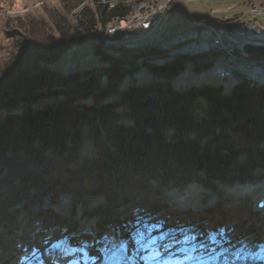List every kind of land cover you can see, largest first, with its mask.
Returning <instances> with one entry per match:
<instances>
[{
  "label": "trees",
  "instance_id": "obj_1",
  "mask_svg": "<svg viewBox=\"0 0 264 264\" xmlns=\"http://www.w3.org/2000/svg\"><path fill=\"white\" fill-rule=\"evenodd\" d=\"M87 1L59 0V8L44 6L45 16L29 12L7 21L0 264H35L36 256L43 264H97L114 239L130 241L137 229L158 242L162 232L174 237V261L189 254L205 261L236 241L264 247V219L249 200L191 212L171 209L161 192L264 181V85L237 83L229 93L215 85L178 90L172 82L189 63L198 73L214 60L201 53L167 62L157 46H105L101 31L128 18L133 4ZM94 32L92 54L101 68L68 75L54 69ZM141 68L149 73L138 79ZM185 236L196 240L185 243ZM147 254L129 243L133 264H145L140 256Z\"/></svg>",
  "mask_w": 264,
  "mask_h": 264
},
{
  "label": "rangeland",
  "instance_id": "obj_2",
  "mask_svg": "<svg viewBox=\"0 0 264 264\" xmlns=\"http://www.w3.org/2000/svg\"><path fill=\"white\" fill-rule=\"evenodd\" d=\"M114 1L118 2L119 0ZM142 1L143 0H129L127 2V4H133V13L131 12L130 15L131 18L138 15L137 17L141 19L142 15H145L142 12L144 5L140 6L139 4L144 3ZM150 1H154V8L161 7V9L165 10L163 12L164 20L162 22L164 25H159L158 27L160 29L150 30L149 33H145V31H138L137 33L136 26L130 25L128 26L129 28L131 27L130 29L126 28L127 30L125 31H123V29L119 32L115 31L116 34L104 28L100 33L102 43L105 46H121L125 49H130L131 47V49H143L157 46L166 50L165 52L168 53L166 59H168L169 55L172 57V55L178 51L183 52V55H197L203 53V51L200 50V42L201 40L202 42L208 41L209 32L203 35V30L206 28L196 27L194 26V22L206 19L211 23H217V21L224 18L233 19L238 16H244L251 5H263L259 4V0H171V4H168L169 6L167 5L169 0ZM145 3L149 4V2ZM87 5H92L91 7H94V4L90 3V0L87 1ZM44 6L49 7V9L59 8L60 3L59 0H0V62L5 59L8 49L11 46V41H9L6 36L8 31L6 25L9 24V22L7 23L8 18L22 16L29 12L35 15L45 16ZM136 7L142 10L136 12ZM158 12L159 10L155 9L149 11L148 14ZM134 21L138 22L136 19ZM119 26L120 24H114V27ZM99 29L100 27L98 31ZM118 34H126V36L125 38L121 36L120 39L119 36H117ZM114 36H116V38ZM97 40L98 34L94 32L89 36L84 45L74 47L68 51L64 58L54 66V69L68 75L76 71H90L101 68L102 63L96 55L92 54L93 43H96ZM205 60H214L213 66L205 71L197 73L194 70V63H189L186 69L179 72L175 77L172 82L173 87L181 90L190 88L191 86L215 85L222 86L225 92L229 93L237 83H240L235 79H225L220 76L225 66L219 62L218 56L216 58L214 56H206ZM163 61L164 60L158 61V63H163ZM141 62L142 61L139 63ZM148 73V69L141 68L136 71L134 75L136 78L142 79L147 77ZM258 84L264 85V77L258 81ZM161 192L164 193L162 197L171 209L187 210L191 212H202L208 208L207 206H212L213 203L219 201L225 200L226 202L223 203H225L227 207L235 208L242 205L245 200H249V202L253 204V209H259V217L264 219V181H253L247 184H234L227 187H219V190L215 192L206 191L195 185L183 188H162ZM261 244H264V239L261 240ZM240 245V242L238 243L236 241L232 243V249L225 247L221 251H217L215 255H207L204 261L205 264H233L234 262V264H255L258 257H262V264H264V247L252 244L241 245L242 250L238 256H235L236 250ZM111 250L112 249H109L107 256H111ZM230 253H232L231 256H229ZM244 257H246V259ZM185 264H195V262L188 261V263Z\"/></svg>",
  "mask_w": 264,
  "mask_h": 264
},
{
  "label": "built area",
  "instance_id": "obj_3",
  "mask_svg": "<svg viewBox=\"0 0 264 264\" xmlns=\"http://www.w3.org/2000/svg\"><path fill=\"white\" fill-rule=\"evenodd\" d=\"M164 11L160 9L158 13L142 15L141 22L132 21L124 23V25H137V31L149 33L150 27H153L155 22H162ZM120 27H108L107 29L117 31ZM217 27H220V23L208 24V27L203 30V35L211 30H216ZM246 44L264 46V13L258 11L257 14L252 16V22H242V24H235L234 22V28L224 29V35L220 38L219 42L203 43L201 40L200 50H209L212 47H226V55L222 60H234V67H225L220 76L222 78H232L236 81L254 83L264 77V59H253L250 57L246 59L235 58V51L242 50ZM169 58H171V55ZM238 64L250 65V72H238Z\"/></svg>",
  "mask_w": 264,
  "mask_h": 264
},
{
  "label": "snow or ice",
  "instance_id": "obj_4",
  "mask_svg": "<svg viewBox=\"0 0 264 264\" xmlns=\"http://www.w3.org/2000/svg\"><path fill=\"white\" fill-rule=\"evenodd\" d=\"M154 228H162V225H153ZM196 237L185 236V243H194ZM167 241V242H166ZM175 238L168 240V234L161 233L159 242L156 238L151 236V233L147 230L137 231L132 234L130 241L125 239L113 240L112 241V254L111 256L105 257L104 264H132L133 258L128 255L129 243L135 246V251L137 253L143 251L147 252V255L140 256V259L145 262V264H184V261H194L195 264H205V262L199 258L192 255H185L183 261L172 260L171 257L175 256L176 253L172 251L173 245L175 244ZM203 245H201L202 247ZM195 246L191 249H185L188 251H195ZM167 254V255H165ZM35 264H43L40 256L35 257ZM69 264H76V262L70 261Z\"/></svg>",
  "mask_w": 264,
  "mask_h": 264
},
{
  "label": "bare ground",
  "instance_id": "obj_5",
  "mask_svg": "<svg viewBox=\"0 0 264 264\" xmlns=\"http://www.w3.org/2000/svg\"><path fill=\"white\" fill-rule=\"evenodd\" d=\"M105 1V2H104ZM129 0H119L118 2L117 1H114V0H100V1H98L97 3H99L100 5H104V4H110V6L111 7H114V6H117V5H119V4H123V5H126L127 4V2H128ZM164 1V0H163ZM162 1V2H163ZM142 2H144V3H139L140 4V6H143L144 5V8H143V13L144 14H148V12L149 11H151V10H155V9H157V10H160L161 9V7H157V8H154L155 7V3H154V1H150V0H143ZM145 2H149V4H146ZM165 2H167V1H165ZM171 4V0H169L168 1V3H167V5L168 4ZM169 6V5H168ZM106 7V6H105ZM110 7V8H111ZM167 8H169V7H167ZM135 10V9H134ZM142 9H140L139 10V7L137 8L136 7V12L138 11H141ZM163 10V9H162ZM168 10V9H167ZM258 11H260V13H264V4L263 5H251L250 6V8H249V10L247 11V13L244 15V16H238V17H235V18H233V19H230V18H224V19H221L220 21H217V23H220V27H217V29L216 30H211L209 33H208V35H209V38H208V41H203V43H212V42H219V40H220V38L224 35V29H228V28H234V22H235V24H242V22H252V16H254L255 14H257L258 13ZM133 13V12H132ZM142 13V14H143ZM151 13V12H150ZM138 14H140V13H138ZM138 16V15H137ZM133 17V18H131V16H129L128 18H126V19H124V20H121V21H115V22H112V23H110V24H108L107 26H106V28L105 29H107L108 27H114V24H120V26H122V27H120L119 28V30L117 29V31L119 32V31H122V29H123V31H125V30H127L126 28H129L128 26H130V25H124V23H128V22H135L134 20L136 19L138 22H141L142 21V17H141V19H139V17ZM167 18V17H166ZM163 20H164V18H163ZM163 20H162V22H163ZM162 22H155L154 24H153V27H150V30L151 31H153V30H155V29H160L158 26L159 25H161V24H163ZM208 24H212L209 20H206V19H204V20H199L198 22H196L195 23V25L194 26H196V27H205V28H207L208 27ZM164 25V24H163ZM136 26V28H137V25H135ZM162 26V25H161ZM160 26V27H161ZM131 28V27H130ZM129 28V29H130ZM133 29H134V27H133ZM132 29V30H133ZM109 30V29H108ZM105 31V30H104ZM106 32V31H105ZM110 32V31H109ZM112 32H115V31H112ZM142 32V31H141ZM116 33V32H115ZM114 33V34H115ZM122 33V32H121ZM137 33H138V31H137ZM117 34V33H116ZM127 34V33H126ZM126 34L125 35H121V34H118L117 36H119V38L122 36V37H124L125 38V36H126ZM133 34H134V32H133ZM136 34V33H135ZM110 35V34H109ZM152 35H153V32H152ZM106 36V35H105ZM128 36V35H127ZM115 38H116V36H114ZM133 37V36H132ZM136 37V36H135ZM138 37H139V35H138ZM119 38H117V39H119ZM121 39V38H120ZM110 41V40H109ZM117 41V40H116ZM114 42V41H113ZM132 42V41H131ZM125 43V42H124ZM124 43H123V45H124ZM129 43V42H128ZM107 44V43H106ZM109 44V43H108ZM112 44V43H111ZM113 44H115V43H113ZM118 44V43H117ZM116 44V45H117ZM134 44V43H133ZM137 44H138V42H137ZM126 45V44H125ZM139 45V44H138ZM132 48V47H131ZM130 48V49H131ZM127 49H129V48H127ZM203 51V53L202 54H205V55H207V56H214L215 58L218 56L219 57V62H221L225 67H234V60H222L223 58H224V56L226 55V47H212V48H209V50H202ZM207 53V54H206ZM181 52H177V53H175V54H173L172 55V57H174V56H176V55H179V56H181ZM209 54H211V55H209ZM179 56H177V57H179ZM171 57V58H172ZM170 58V59H171ZM235 58H239V59H246V58H248V56L246 55V54H244L243 52H242V50H238V51H235ZM175 60V59H174ZM217 61V60H216ZM238 72H240V73H248V72H250V65H247V64H238ZM225 79H229V78H225ZM237 82H240V83H246L247 81H237Z\"/></svg>",
  "mask_w": 264,
  "mask_h": 264
},
{
  "label": "water",
  "instance_id": "obj_6",
  "mask_svg": "<svg viewBox=\"0 0 264 264\" xmlns=\"http://www.w3.org/2000/svg\"><path fill=\"white\" fill-rule=\"evenodd\" d=\"M242 52L244 54H246L248 57L253 58V59H264V46H254V45L246 44L243 47ZM181 53H182L181 54V56H182L183 52H181ZM169 56H168V58H169ZM166 60L168 62V59H166ZM141 63H143V62H141Z\"/></svg>",
  "mask_w": 264,
  "mask_h": 264
},
{
  "label": "crops",
  "instance_id": "obj_7",
  "mask_svg": "<svg viewBox=\"0 0 264 264\" xmlns=\"http://www.w3.org/2000/svg\"><path fill=\"white\" fill-rule=\"evenodd\" d=\"M166 35H168V34H166Z\"/></svg>",
  "mask_w": 264,
  "mask_h": 264
}]
</instances>
